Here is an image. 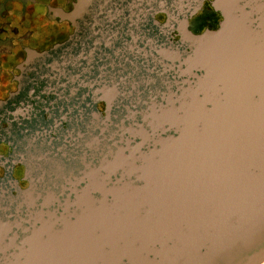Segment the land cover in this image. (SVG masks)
<instances>
[{"label":"water","instance_id":"water-1","mask_svg":"<svg viewBox=\"0 0 264 264\" xmlns=\"http://www.w3.org/2000/svg\"><path fill=\"white\" fill-rule=\"evenodd\" d=\"M62 17L0 101V264H264V0Z\"/></svg>","mask_w":264,"mask_h":264},{"label":"flooded vegetation","instance_id":"flooded-vegetation-1","mask_svg":"<svg viewBox=\"0 0 264 264\" xmlns=\"http://www.w3.org/2000/svg\"><path fill=\"white\" fill-rule=\"evenodd\" d=\"M76 0H0V101L17 89V80L24 70L27 50H48L61 43L73 32L71 22L62 17ZM160 18V16H159ZM220 19L209 3L189 18L188 28L196 33L216 27ZM21 66L22 70L18 68ZM4 125V124H3ZM8 146L0 142V153L6 155ZM5 168L0 165V177ZM11 176L23 187L22 166L13 165Z\"/></svg>","mask_w":264,"mask_h":264},{"label":"rangeland","instance_id":"rangeland-1","mask_svg":"<svg viewBox=\"0 0 264 264\" xmlns=\"http://www.w3.org/2000/svg\"><path fill=\"white\" fill-rule=\"evenodd\" d=\"M98 106H99V107H101V105H100V104H99Z\"/></svg>","mask_w":264,"mask_h":264},{"label":"trees","instance_id":"trees-1","mask_svg":"<svg viewBox=\"0 0 264 264\" xmlns=\"http://www.w3.org/2000/svg\"><path fill=\"white\" fill-rule=\"evenodd\" d=\"M160 18H162V16L160 15Z\"/></svg>","mask_w":264,"mask_h":264}]
</instances>
